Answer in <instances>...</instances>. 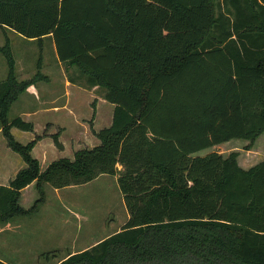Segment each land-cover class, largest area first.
I'll return each instance as SVG.
<instances>
[{
  "label": "trees",
  "instance_id": "trees-1",
  "mask_svg": "<svg viewBox=\"0 0 264 264\" xmlns=\"http://www.w3.org/2000/svg\"><path fill=\"white\" fill-rule=\"evenodd\" d=\"M0 28L52 35L59 61L115 106L112 125L93 131L100 145L41 170L32 156L41 136L18 142L11 128L34 125L9 112L44 77L38 67L19 81L6 40L0 122L26 167L0 185V223L36 215L46 185L108 175L127 222L59 264H264V160L244 169L236 151L197 155L234 139L251 151L264 134V0H0ZM32 183L38 198L25 209Z\"/></svg>",
  "mask_w": 264,
  "mask_h": 264
},
{
  "label": "crops",
  "instance_id": "crops-1",
  "mask_svg": "<svg viewBox=\"0 0 264 264\" xmlns=\"http://www.w3.org/2000/svg\"><path fill=\"white\" fill-rule=\"evenodd\" d=\"M2 38L4 39L0 47L4 46L6 40L10 43L19 81L31 79L37 73L38 67L44 77L22 93L11 106L15 118L20 117L32 123L34 132L19 131L14 127L10 130L14 138L18 131L19 135H25L28 143L36 136H41L32 151V156L39 161L41 170H45L55 160L73 159L78 150L100 145L93 131L109 128L113 123L115 109L113 104L105 100L104 91L98 87L89 88L75 67L59 61L52 35L37 41L25 39L9 28H0V40ZM47 46L51 58L46 60L43 55ZM37 54L40 55L39 60L36 59ZM1 55L0 53V82L8 75L6 59ZM56 134L59 135L62 149L57 148L52 138ZM18 157L8 147L0 122V185H9L17 173L26 167L21 156ZM102 177L106 176L98 179ZM33 187L35 183L22 191L20 204L24 194Z\"/></svg>",
  "mask_w": 264,
  "mask_h": 264
},
{
  "label": "rangeland",
  "instance_id": "rangeland-1",
  "mask_svg": "<svg viewBox=\"0 0 264 264\" xmlns=\"http://www.w3.org/2000/svg\"><path fill=\"white\" fill-rule=\"evenodd\" d=\"M48 53L47 46L43 55L46 60L51 58ZM39 57L37 54L36 59ZM15 117L10 109L9 119ZM19 131L16 140L27 144L29 140ZM247 145L249 141L234 139L197 155L217 152L227 156L236 151L239 165L248 169L264 160V134L251 151L244 150ZM45 193L46 202L36 215L17 217L9 225L0 223V260L7 264H59L68 254L91 248L120 231L129 218L117 178L112 176L61 190L46 185ZM37 198L33 187L24 194L21 204L28 209Z\"/></svg>",
  "mask_w": 264,
  "mask_h": 264
}]
</instances>
